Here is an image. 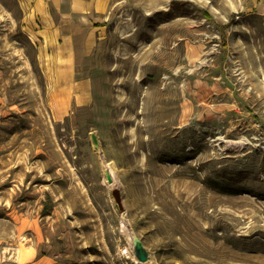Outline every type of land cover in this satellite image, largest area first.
I'll list each match as a JSON object with an SVG mask.
<instances>
[{"label":"rangeland","instance_id":"374dc122","mask_svg":"<svg viewBox=\"0 0 264 264\" xmlns=\"http://www.w3.org/2000/svg\"><path fill=\"white\" fill-rule=\"evenodd\" d=\"M36 1L0 0V264H264V0H113L75 65Z\"/></svg>","mask_w":264,"mask_h":264},{"label":"crops","instance_id":"0c3cea01","mask_svg":"<svg viewBox=\"0 0 264 264\" xmlns=\"http://www.w3.org/2000/svg\"><path fill=\"white\" fill-rule=\"evenodd\" d=\"M36 2L37 13L46 25L45 31L62 34L63 38L67 39V43L69 45L72 44L74 51L72 50L73 61L71 65H75L76 51L75 44L73 43L74 34L81 31V28H84L83 26L87 27V24L98 25L99 22L93 20L104 18L113 0H37ZM74 21L78 24L77 27H74ZM91 39L92 37L85 38L84 49L91 47L93 44L91 43ZM89 101L90 99L84 102L89 103Z\"/></svg>","mask_w":264,"mask_h":264},{"label":"water","instance_id":"95a60500","mask_svg":"<svg viewBox=\"0 0 264 264\" xmlns=\"http://www.w3.org/2000/svg\"><path fill=\"white\" fill-rule=\"evenodd\" d=\"M94 139L96 141V137L94 136ZM118 203L120 205V207H122V202H121V198L118 194ZM137 253H138V256L141 260L145 261L148 259V254L147 252L144 250L143 246L141 244H138L137 245Z\"/></svg>","mask_w":264,"mask_h":264},{"label":"trees","instance_id":"16d2710c","mask_svg":"<svg viewBox=\"0 0 264 264\" xmlns=\"http://www.w3.org/2000/svg\"><path fill=\"white\" fill-rule=\"evenodd\" d=\"M219 185L218 186H221V187H229V186H231V187H233V185L232 184H223V185H220V183H218Z\"/></svg>","mask_w":264,"mask_h":264}]
</instances>
